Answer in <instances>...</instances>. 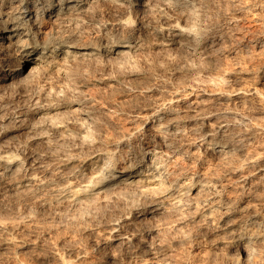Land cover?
<instances>
[{
	"label": "clouds",
	"instance_id": "clouds-1",
	"mask_svg": "<svg viewBox=\"0 0 264 264\" xmlns=\"http://www.w3.org/2000/svg\"><path fill=\"white\" fill-rule=\"evenodd\" d=\"M0 264H264V0H0Z\"/></svg>",
	"mask_w": 264,
	"mask_h": 264
}]
</instances>
